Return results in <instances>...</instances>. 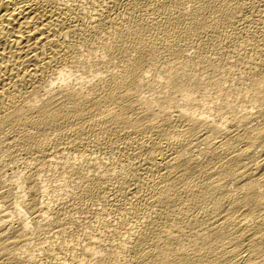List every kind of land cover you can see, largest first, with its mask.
Instances as JSON below:
<instances>
[{
	"label": "bare ground",
	"instance_id": "1",
	"mask_svg": "<svg viewBox=\"0 0 264 264\" xmlns=\"http://www.w3.org/2000/svg\"><path fill=\"white\" fill-rule=\"evenodd\" d=\"M0 264H264V0H0Z\"/></svg>",
	"mask_w": 264,
	"mask_h": 264
}]
</instances>
